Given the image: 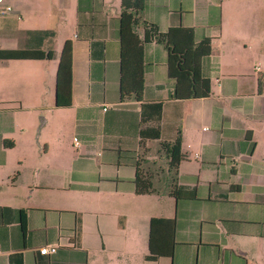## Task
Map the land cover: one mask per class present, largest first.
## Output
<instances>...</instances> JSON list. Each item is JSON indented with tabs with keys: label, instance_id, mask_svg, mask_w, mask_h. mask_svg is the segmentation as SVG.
Here are the masks:
<instances>
[{
	"label": "crops",
	"instance_id": "1",
	"mask_svg": "<svg viewBox=\"0 0 264 264\" xmlns=\"http://www.w3.org/2000/svg\"><path fill=\"white\" fill-rule=\"evenodd\" d=\"M3 1L11 13L0 17V51L25 48L29 31L55 36L50 60L0 61V104L19 105L0 112V149L8 150L1 142L10 141L13 113L40 112L50 136L43 172L2 174L0 264L13 255L22 264H264V0H140V40L152 26L210 41L200 62L210 95L177 111L167 51L153 38L142 44L141 101H120L121 0ZM64 43L70 104L56 108ZM157 103L165 104L159 118L141 125L140 106ZM172 124L184 157L178 199L162 179L159 141L139 137L144 127ZM136 160H144L154 193L134 194ZM150 219L172 221L171 236L156 229L158 246L172 241L170 257L147 258ZM42 247L56 250L41 256Z\"/></svg>",
	"mask_w": 264,
	"mask_h": 264
},
{
	"label": "trees",
	"instance_id": "2",
	"mask_svg": "<svg viewBox=\"0 0 264 264\" xmlns=\"http://www.w3.org/2000/svg\"><path fill=\"white\" fill-rule=\"evenodd\" d=\"M140 0H121V12L119 16V41H120V101L132 99L141 101L143 51L142 44L146 38L154 39L163 44L166 51L167 78L172 80V100L176 111L184 101L202 99L210 95L208 79L200 72L201 59L210 54V41L202 39L195 43L192 31L185 28L169 29L165 34H157L152 26L145 27L143 38L140 40L135 33V10L139 8ZM55 33L49 30L29 31L26 35L27 45L23 49L0 51V61H42L52 58V40ZM33 40L34 43H31ZM36 45V46H35ZM33 46V47H32ZM71 82V47L64 43L60 50L56 71L54 75V106L56 108L68 107L70 104ZM165 104H142L140 106L141 125L159 118ZM1 112V110H0ZM149 113V114H148ZM141 140H157L165 162L162 179L171 186L168 195L179 198V188L174 185L176 168L184 158L180 153V136L177 125L172 124L167 130L159 132L157 129L144 127L139 132ZM4 149H11L12 143L7 140L1 142ZM144 160H136L134 163L135 175L133 178V191L135 195L154 193L152 177L143 168ZM20 224L22 227L23 219ZM78 224V223H77ZM172 235V221L164 219H150L148 234V256L154 261L159 256L170 257L172 253V241L168 247L158 246V232ZM79 226H77V232ZM10 264H22L19 255L10 257Z\"/></svg>",
	"mask_w": 264,
	"mask_h": 264
},
{
	"label": "rangeland",
	"instance_id": "3",
	"mask_svg": "<svg viewBox=\"0 0 264 264\" xmlns=\"http://www.w3.org/2000/svg\"><path fill=\"white\" fill-rule=\"evenodd\" d=\"M18 106V103H2L0 110L8 112ZM12 117L14 122L12 124V118H9L8 125L11 127L7 137L10 141H14L15 147L4 151L5 153L0 149V187L8 183L2 182L3 172L14 173L12 176L14 177L25 171L31 174L36 170L40 172L45 170V145L50 136L43 125L40 128L43 116L40 112L25 110L21 113H13Z\"/></svg>",
	"mask_w": 264,
	"mask_h": 264
},
{
	"label": "built area",
	"instance_id": "4",
	"mask_svg": "<svg viewBox=\"0 0 264 264\" xmlns=\"http://www.w3.org/2000/svg\"><path fill=\"white\" fill-rule=\"evenodd\" d=\"M10 13H11L10 6L6 5L3 0H0V17L6 16ZM102 110L104 111L105 108H103ZM73 141H75V140L73 139ZM75 145H77L76 142H75ZM55 250H56V248H54V247H50V248L42 247L38 250V254L41 256H45L47 254L54 253Z\"/></svg>",
	"mask_w": 264,
	"mask_h": 264
}]
</instances>
